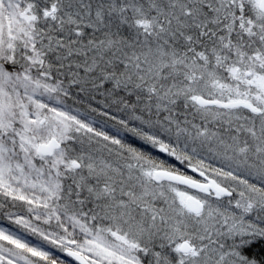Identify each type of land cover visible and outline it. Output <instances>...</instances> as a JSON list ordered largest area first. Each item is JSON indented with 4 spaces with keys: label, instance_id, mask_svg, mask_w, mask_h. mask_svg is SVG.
<instances>
[{
    "label": "snow or ice",
    "instance_id": "snow-or-ice-1",
    "mask_svg": "<svg viewBox=\"0 0 264 264\" xmlns=\"http://www.w3.org/2000/svg\"><path fill=\"white\" fill-rule=\"evenodd\" d=\"M264 0H0V264H264Z\"/></svg>",
    "mask_w": 264,
    "mask_h": 264
},
{
    "label": "trees",
    "instance_id": "trees-1",
    "mask_svg": "<svg viewBox=\"0 0 264 264\" xmlns=\"http://www.w3.org/2000/svg\"><path fill=\"white\" fill-rule=\"evenodd\" d=\"M262 246L261 245H257L256 247L252 248L250 250V255H254V256H261V255H264V252H262Z\"/></svg>",
    "mask_w": 264,
    "mask_h": 264
},
{
    "label": "rangeland",
    "instance_id": "rangeland-1",
    "mask_svg": "<svg viewBox=\"0 0 264 264\" xmlns=\"http://www.w3.org/2000/svg\"><path fill=\"white\" fill-rule=\"evenodd\" d=\"M65 259H67V260H68L69 264H75V262H74V261H72L70 258H65Z\"/></svg>",
    "mask_w": 264,
    "mask_h": 264
},
{
    "label": "water",
    "instance_id": "water-1",
    "mask_svg": "<svg viewBox=\"0 0 264 264\" xmlns=\"http://www.w3.org/2000/svg\"><path fill=\"white\" fill-rule=\"evenodd\" d=\"M71 259V258H70ZM72 260V259H71Z\"/></svg>",
    "mask_w": 264,
    "mask_h": 264
}]
</instances>
